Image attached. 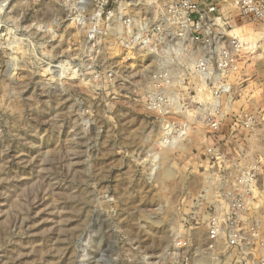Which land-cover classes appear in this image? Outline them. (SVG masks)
I'll use <instances>...</instances> for the list:
<instances>
[{"label":"rangeland","instance_id":"374dc122","mask_svg":"<svg viewBox=\"0 0 264 264\" xmlns=\"http://www.w3.org/2000/svg\"><path fill=\"white\" fill-rule=\"evenodd\" d=\"M91 12L81 0H0V264H200L180 243L206 242L201 192L225 171L208 147L233 157L245 132L209 133L211 97L193 77L177 112L150 99L155 69H131ZM237 31L259 36L248 20ZM259 64L262 53L232 83L264 81ZM238 84L225 130L229 113L264 108V89ZM251 136L255 155L264 131Z\"/></svg>","mask_w":264,"mask_h":264},{"label":"built area","instance_id":"2783aa9c","mask_svg":"<svg viewBox=\"0 0 264 264\" xmlns=\"http://www.w3.org/2000/svg\"><path fill=\"white\" fill-rule=\"evenodd\" d=\"M81 1L92 6L91 19L97 22L92 29L98 36L120 38L130 53L131 69H155L147 81L154 87L150 99L163 101L176 111L178 88L193 77L211 97L200 112L209 133L232 136L238 127L245 132L233 157L221 154L217 143L208 147L213 164H223L225 171L215 191L201 192V201L209 204L210 212L206 242L192 249L189 241L180 243L186 249L185 260L264 264V137L259 141L263 150L255 155L251 152V135L264 131V108L229 113L231 126L225 130L222 124L225 103L230 106L237 93L233 75L255 54H264V0ZM247 20L259 34L254 42L237 31ZM238 85L264 89L262 80H244ZM211 194L216 198L213 201L207 199Z\"/></svg>","mask_w":264,"mask_h":264},{"label":"crops","instance_id":"0c3cea01","mask_svg":"<svg viewBox=\"0 0 264 264\" xmlns=\"http://www.w3.org/2000/svg\"><path fill=\"white\" fill-rule=\"evenodd\" d=\"M263 66H264V65L259 64V65H258V69H254V70H257V71H254V70H253L251 73H254V74H256V75L259 74V76H260V75L262 74V73H260V72H263V75H264V69H263L264 67H263ZM263 75H262V76H263ZM254 80L261 81L262 79H261V80H260V79H254Z\"/></svg>","mask_w":264,"mask_h":264},{"label":"bare ground","instance_id":"6f19581e","mask_svg":"<svg viewBox=\"0 0 264 264\" xmlns=\"http://www.w3.org/2000/svg\"><path fill=\"white\" fill-rule=\"evenodd\" d=\"M178 101H176V103H177ZM178 109H180V107L178 106V104H176V110L178 111ZM176 111V112H177ZM180 112H182L181 110H180ZM185 131H183V132H181L180 131V134H179V136H182L183 135V133H184ZM173 135V134H172ZM181 138V137H180ZM166 140V139H165ZM176 141V140H175ZM172 144H174V143H172ZM175 145V144H174ZM172 147V146H171ZM151 169H153V168H151Z\"/></svg>","mask_w":264,"mask_h":264}]
</instances>
